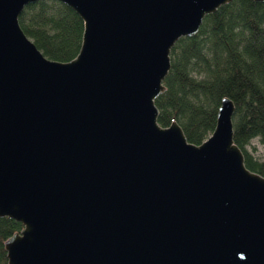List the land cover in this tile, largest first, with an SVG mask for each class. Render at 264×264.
I'll use <instances>...</instances> for the list:
<instances>
[{
  "label": "water",
  "instance_id": "1",
  "mask_svg": "<svg viewBox=\"0 0 264 264\" xmlns=\"http://www.w3.org/2000/svg\"><path fill=\"white\" fill-rule=\"evenodd\" d=\"M0 0V216L21 223L7 264H264V175L233 141L157 121L169 51L230 0H59L81 19L67 60L45 56ZM262 1V0H257Z\"/></svg>",
  "mask_w": 264,
  "mask_h": 264
},
{
  "label": "trees",
  "instance_id": "2",
  "mask_svg": "<svg viewBox=\"0 0 264 264\" xmlns=\"http://www.w3.org/2000/svg\"><path fill=\"white\" fill-rule=\"evenodd\" d=\"M24 33L47 57L67 60L80 44L82 21L59 0H34L18 15ZM164 90L155 98L157 121L176 120L186 139L199 143L212 130L222 96L234 105L233 141L244 164L264 175V153L246 148L256 137L264 143V0H230L203 16L198 30L180 36L169 51ZM21 223L0 216V264L4 239Z\"/></svg>",
  "mask_w": 264,
  "mask_h": 264
},
{
  "label": "rangeland",
  "instance_id": "3",
  "mask_svg": "<svg viewBox=\"0 0 264 264\" xmlns=\"http://www.w3.org/2000/svg\"><path fill=\"white\" fill-rule=\"evenodd\" d=\"M246 148L254 156L260 157L264 153V143H261L256 137L250 139Z\"/></svg>",
  "mask_w": 264,
  "mask_h": 264
}]
</instances>
